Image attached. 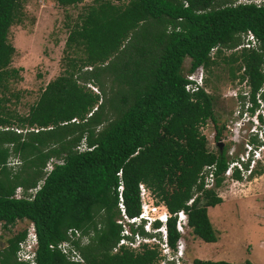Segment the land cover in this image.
Instances as JSON below:
<instances>
[{"label":"trees","instance_id":"1","mask_svg":"<svg viewBox=\"0 0 264 264\" xmlns=\"http://www.w3.org/2000/svg\"><path fill=\"white\" fill-rule=\"evenodd\" d=\"M54 1L73 6L83 0ZM235 1L126 0L115 5L93 0L69 27L64 42L68 68L49 81L21 115L8 108L5 94L8 82L19 79L17 70L9 68L14 48L7 33L21 0H0V223L7 230L18 221L32 223L37 264H78L49 249L67 239V229L79 231L86 241H72L83 264H155L154 251L111 254L120 231L115 223L118 171L128 216L139 211L137 184L142 182L170 213L188 211L194 236L216 242L207 208L222 201L214 190L223 181L229 144L221 152L218 147L208 150L199 127L211 121L218 141L224 124L214 118L207 80L206 91L189 94L184 75L199 66L209 75L211 67L224 63L231 79L246 78L254 101L264 83V4ZM247 32L257 39L256 48L222 56L223 50L241 45ZM185 58L189 65L184 72ZM90 82L99 95L85 88ZM81 143L86 149L78 151ZM50 159L59 163L45 173ZM210 164H215L214 189L203 190L186 207L202 188L199 172ZM40 181L30 200L13 197L17 187L26 196ZM24 235L22 230L6 238L0 264H24L14 260ZM176 238L172 218L171 246ZM192 264L237 263L193 259Z\"/></svg>","mask_w":264,"mask_h":264},{"label":"rangeland","instance_id":"2","mask_svg":"<svg viewBox=\"0 0 264 264\" xmlns=\"http://www.w3.org/2000/svg\"><path fill=\"white\" fill-rule=\"evenodd\" d=\"M92 1L83 0L77 5L60 6L54 0H21L20 10L7 33V41L14 48L9 68L17 70L19 75L17 81L8 82V91L5 94L10 98L9 109L17 114H25L44 86L68 68L64 42L69 27L77 15L85 12L83 8L86 5L93 4ZM110 2L123 5L126 0ZM240 49L241 47L236 50H223L222 56L237 53ZM213 56L214 52L211 58ZM188 65L189 60L185 58L182 64L184 72ZM210 70L209 75L204 70L207 80L205 87L214 98L216 123L224 124L221 137L224 147L231 142L225 126H230L229 121L237 106L230 94L233 89L239 88L240 82L237 77L231 79L228 76V66L224 63L220 62ZM240 72H236V76ZM84 86L93 94L99 95L98 89V93H94L86 84ZM201 133L208 140L213 139L215 132L211 121L205 122ZM231 146L229 143V147ZM261 165L259 170L262 173L254 176L255 181L249 178L233 186H229L230 182L227 181L215 188V193L222 201L207 208V218L216 235V242L205 243L189 232L186 240L189 260H222L237 264L248 261L250 264H264V225L257 224L258 216L261 212L264 213V166ZM3 226V223H0V251L6 245V238L25 230L24 237L17 242L14 253L16 261L19 244L25 241L31 224L23 220L10 226L9 230Z\"/></svg>","mask_w":264,"mask_h":264},{"label":"built area","instance_id":"3","mask_svg":"<svg viewBox=\"0 0 264 264\" xmlns=\"http://www.w3.org/2000/svg\"><path fill=\"white\" fill-rule=\"evenodd\" d=\"M235 4H246L260 7L264 4V0H236ZM242 44L236 49L256 48L257 39L247 32L242 36ZM216 48L210 50V56ZM89 69V68H88ZM242 72V71H241ZM184 90L189 94H193L199 90L206 91L204 88V69L199 66L184 75ZM239 88L231 91V97L237 103L236 109L233 111L232 118L229 121L230 126L226 127V132L230 134V146L226 150V167L222 173L223 182H230L229 186L240 184L241 181L255 179V172L259 167L264 166V83L254 94V101L250 100V88L247 85L246 78L240 83ZM86 87L90 88L94 93H98L97 88L87 83ZM263 96V97H262ZM89 115V114H88ZM71 121H76L72 119ZM204 126V125H203ZM203 126L199 127L200 134ZM19 133L21 130L14 128ZM204 136V135H203ZM215 136V134H214ZM213 136L212 140L206 139V145L209 151L217 149V142ZM226 137V135H225ZM228 143V144H229ZM84 144L81 143L78 151H83ZM88 150V149H87ZM59 161L50 159L44 167V172L48 173L53 164ZM237 174L238 177L234 175ZM118 184L116 186V219L115 223L120 227L119 238L111 249V254H117L122 251L131 252L133 254L142 253L145 250L154 251L156 253L155 264H192L186 255L187 243L190 228L188 226V211L184 208L170 213L164 202L160 200L152 190L144 183L137 184V194L139 201V211L136 215L128 216L125 212L123 202V183L121 180V172L116 173ZM41 181L31 189L23 191L20 187L15 189L13 197L16 199L33 197L35 192L40 188ZM198 183L202 184L200 191L186 201L185 206L190 207L196 196L201 195L203 190L214 189L215 186V164L204 165L199 172ZM174 219V230L177 238L174 245L171 246L168 241V222ZM30 229L23 243L19 244L16 252V261L24 264L36 263L37 239L30 223ZM66 240L49 245V249L58 251L67 261L72 263L83 264V259L79 252L75 249L72 241L80 239L82 243L86 242L81 238L79 231L75 229H67Z\"/></svg>","mask_w":264,"mask_h":264},{"label":"crops","instance_id":"4","mask_svg":"<svg viewBox=\"0 0 264 264\" xmlns=\"http://www.w3.org/2000/svg\"><path fill=\"white\" fill-rule=\"evenodd\" d=\"M256 179V178H255ZM255 179L254 180H251V181H255ZM250 183V182H249ZM252 183V182H251ZM263 196H264V193L262 194ZM261 195V196H262ZM258 219H259V221H258V225H264V213H260V215L258 216ZM186 255H187V248H186ZM188 258V257H187ZM212 261V260H211ZM219 261V260H218ZM222 261V260H221ZM227 262V261H226ZM228 263H231V262H228Z\"/></svg>","mask_w":264,"mask_h":264},{"label":"water","instance_id":"5","mask_svg":"<svg viewBox=\"0 0 264 264\" xmlns=\"http://www.w3.org/2000/svg\"><path fill=\"white\" fill-rule=\"evenodd\" d=\"M217 147H218V150L221 152L222 150V143L221 142H217Z\"/></svg>","mask_w":264,"mask_h":264},{"label":"clouds","instance_id":"6","mask_svg":"<svg viewBox=\"0 0 264 264\" xmlns=\"http://www.w3.org/2000/svg\"><path fill=\"white\" fill-rule=\"evenodd\" d=\"M264 95V94H263ZM79 146V145H78ZM77 149V148H76ZM30 223V222H29ZM190 228V227H189ZM190 233H191V230H190Z\"/></svg>","mask_w":264,"mask_h":264}]
</instances>
